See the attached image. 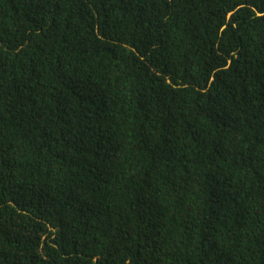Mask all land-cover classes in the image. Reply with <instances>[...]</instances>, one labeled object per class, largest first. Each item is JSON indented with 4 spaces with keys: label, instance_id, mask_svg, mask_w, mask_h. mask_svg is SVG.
Instances as JSON below:
<instances>
[{
    "label": "trees",
    "instance_id": "obj_1",
    "mask_svg": "<svg viewBox=\"0 0 264 264\" xmlns=\"http://www.w3.org/2000/svg\"><path fill=\"white\" fill-rule=\"evenodd\" d=\"M0 264H264V0H0Z\"/></svg>",
    "mask_w": 264,
    "mask_h": 264
}]
</instances>
